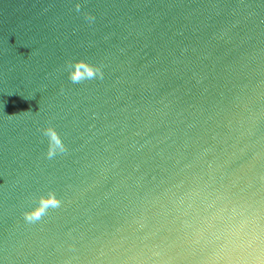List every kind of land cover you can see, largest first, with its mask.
I'll return each instance as SVG.
<instances>
[{
	"label": "water",
	"instance_id": "obj_1",
	"mask_svg": "<svg viewBox=\"0 0 264 264\" xmlns=\"http://www.w3.org/2000/svg\"><path fill=\"white\" fill-rule=\"evenodd\" d=\"M0 264H264V0H0Z\"/></svg>",
	"mask_w": 264,
	"mask_h": 264
},
{
	"label": "clouds",
	"instance_id": "obj_2",
	"mask_svg": "<svg viewBox=\"0 0 264 264\" xmlns=\"http://www.w3.org/2000/svg\"><path fill=\"white\" fill-rule=\"evenodd\" d=\"M79 11V8H77ZM68 79L73 84H78L83 80L103 79L101 68L86 64L83 61H73L65 65ZM42 135L49 138L50 143L46 152V157L52 159L58 154L66 151L64 145L59 140L55 131L50 126L41 130ZM60 201L55 197L54 193H48L47 198L39 201V206L30 212L24 213V219L28 223L38 222L47 212L49 208H57Z\"/></svg>",
	"mask_w": 264,
	"mask_h": 264
}]
</instances>
